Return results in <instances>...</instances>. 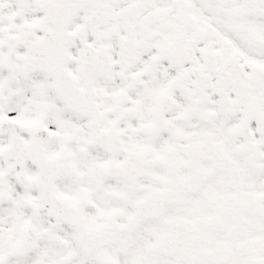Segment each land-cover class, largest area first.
<instances>
[{"label": "snow or ice", "instance_id": "obj_1", "mask_svg": "<svg viewBox=\"0 0 264 264\" xmlns=\"http://www.w3.org/2000/svg\"><path fill=\"white\" fill-rule=\"evenodd\" d=\"M0 264H264V0H0Z\"/></svg>", "mask_w": 264, "mask_h": 264}]
</instances>
